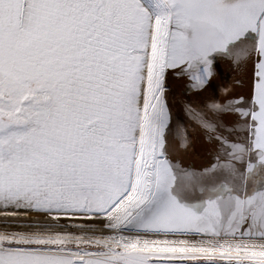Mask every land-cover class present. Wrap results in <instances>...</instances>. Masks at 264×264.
Listing matches in <instances>:
<instances>
[{"label": "snow or ice", "instance_id": "snow-or-ice-1", "mask_svg": "<svg viewBox=\"0 0 264 264\" xmlns=\"http://www.w3.org/2000/svg\"><path fill=\"white\" fill-rule=\"evenodd\" d=\"M0 264H264V0H0Z\"/></svg>", "mask_w": 264, "mask_h": 264}]
</instances>
